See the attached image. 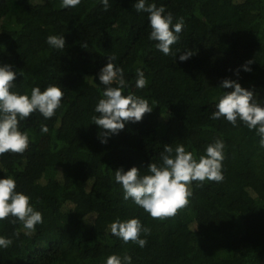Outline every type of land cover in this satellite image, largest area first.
Here are the masks:
<instances>
[{
  "label": "trees",
  "instance_id": "16d2710c",
  "mask_svg": "<svg viewBox=\"0 0 264 264\" xmlns=\"http://www.w3.org/2000/svg\"><path fill=\"white\" fill-rule=\"evenodd\" d=\"M134 2L109 0L105 11L100 0L70 9L61 0H0V63L24 73L14 91L58 85L64 92L52 118L34 112L20 122L27 150L0 156V178L13 176L43 215L30 233L14 217L0 220V236L13 241L0 248V264H104L112 254L129 255L132 264H264V149L243 122L211 118L224 78L264 100V0H149L184 21L176 59L155 48L148 14ZM49 35H64L65 48H51ZM187 50L195 54L181 62ZM108 57L124 70L123 94L154 109L101 144L92 117ZM247 61L252 71L238 78ZM137 68L148 81L143 89L135 87ZM217 138L225 143L223 180L192 182L189 203L175 216L154 219L123 199L115 170L136 166L145 174L165 144H183L199 158ZM130 218L151 229L143 248L110 231L116 219Z\"/></svg>",
  "mask_w": 264,
  "mask_h": 264
},
{
  "label": "clouds",
  "instance_id": "9594fccd",
  "mask_svg": "<svg viewBox=\"0 0 264 264\" xmlns=\"http://www.w3.org/2000/svg\"><path fill=\"white\" fill-rule=\"evenodd\" d=\"M80 2L81 0H61V7L76 8ZM100 3L107 11L109 0H100ZM133 9L137 13L148 14L147 20L151 28L149 39L156 42L155 48L176 59L177 53L173 52L172 46L180 39L183 19L179 18L174 22L171 12H166L163 5L157 7L155 3H149V0H135ZM46 43L53 49L63 50L66 39L64 35H49ZM194 54L192 50H187L179 56V60L186 62ZM114 59L115 57H108V63L98 74L100 85L104 88L95 105L94 112L98 115H93L92 124L100 129L98 139L101 144H107L111 137L119 135L127 123L141 122L145 114L154 109L146 98L123 94L128 85L124 70L112 62ZM251 64L252 61L245 62L234 74L239 78L241 70L251 72ZM18 75L24 77L23 71L17 72L13 65L0 63V156L9 152H25L30 140L28 133L20 130V122L34 112H39L46 120L52 118L64 96L58 85H49L43 90L35 86L30 94L14 91ZM147 83L145 72L137 68L135 87L143 89ZM219 88L224 91L217 98L211 118H224L234 127L238 121L243 122L249 129L255 130L259 146L264 149V100L258 101L256 93L243 87L239 79L224 78ZM226 89L232 91H225ZM41 131L47 133V126H42ZM224 150L225 143L219 138L209 143L199 158L192 151L186 150L183 144H177L175 148L165 144L159 156L160 162H151L145 174H141L142 168L136 166L128 170L121 167L114 171V180L123 189V199L131 200L151 218L173 217L179 209L188 205L192 196V182L202 184L205 181L223 180ZM8 217L19 220L29 233L43 223V215L32 205L31 197L17 190V182L13 176L5 175L0 178V220ZM110 231L124 243L132 242L141 248L146 246V237L151 233V229L144 226L138 218L116 219L110 224ZM12 243V239L0 236V248H7ZM104 264H132V257L112 254Z\"/></svg>",
  "mask_w": 264,
  "mask_h": 264
}]
</instances>
